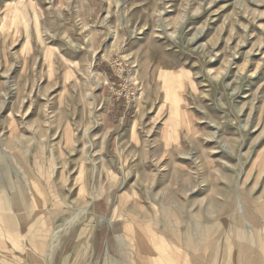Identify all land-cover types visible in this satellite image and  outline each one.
I'll use <instances>...</instances> for the list:
<instances>
[{"label":"rangeland","instance_id":"374dc122","mask_svg":"<svg viewBox=\"0 0 264 264\" xmlns=\"http://www.w3.org/2000/svg\"><path fill=\"white\" fill-rule=\"evenodd\" d=\"M0 264H264V0H0Z\"/></svg>","mask_w":264,"mask_h":264}]
</instances>
